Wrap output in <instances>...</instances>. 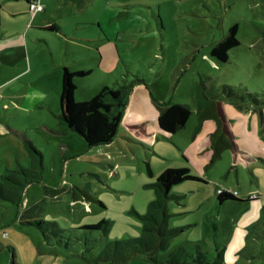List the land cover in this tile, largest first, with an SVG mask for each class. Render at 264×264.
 Segmentation results:
<instances>
[{
  "label": "rangeland",
  "instance_id": "rangeland-1",
  "mask_svg": "<svg viewBox=\"0 0 264 264\" xmlns=\"http://www.w3.org/2000/svg\"><path fill=\"white\" fill-rule=\"evenodd\" d=\"M42 5L45 19L70 25L71 36L100 34L92 21L101 20L104 38L87 44L94 56L67 64L69 72L79 67L86 73L90 63L94 67L88 76L73 80L75 103L90 100L87 88L99 78L110 88L131 89L117 136L92 148L78 135L57 134L58 120L48 111H42L41 124L22 125L16 114L0 107V175L18 162L30 168L26 141L42 154L38 178L25 185L21 205L0 200V264H179V253L180 264H199L191 256L201 252L210 260L220 250L224 264H264V0H44ZM78 20L86 25L77 29ZM233 25L239 44L227 53L226 62L218 61L211 50ZM75 38L59 33L58 53L66 51L64 40L72 44ZM53 51L56 55L58 48ZM97 60L101 68L95 66ZM62 63L55 67L51 62L48 78L55 70L62 73ZM202 94L221 103L237 145V150H223L211 165L202 151L215 122L199 123ZM162 103L189 108L184 128L173 134L159 131ZM166 168H188L203 181L172 188L180 201L168 202L162 229L167 233L151 252L155 261L146 259L148 252L119 262L115 255L103 254L110 250L109 242L141 236L138 215L155 197L146 185ZM219 189L237 191L244 200L255 197L260 206L246 209L227 202L219 208ZM24 209L29 220L47 225H25ZM102 220L106 231L84 228ZM179 228L182 232L169 233ZM237 229L242 242L233 246Z\"/></svg>",
  "mask_w": 264,
  "mask_h": 264
},
{
  "label": "trees",
  "instance_id": "trees-1",
  "mask_svg": "<svg viewBox=\"0 0 264 264\" xmlns=\"http://www.w3.org/2000/svg\"><path fill=\"white\" fill-rule=\"evenodd\" d=\"M237 26L233 25L228 33L219 40L211 50V56L218 61L226 62L227 53L239 44L236 38ZM87 72H69L63 69L61 79V90L58 94L59 112L57 114L60 133L64 135H78L83 139L88 148L95 146L107 145L117 136L118 127L122 118L125 97L131 85H118L119 89H113L103 86L101 90L92 96L89 101L75 103L73 93L76 86L73 82L75 78L84 77ZM223 92L231 96L232 92L223 88ZM215 98H207L200 95L198 105L199 123L206 119L215 122V129L209 133L204 142L202 154L207 159V165H211L216 159L220 158L221 153L225 149L237 150L235 137L230 131L221 103L214 100ZM191 112L188 107L177 103H162L158 105L157 126L161 133L173 134L184 128ZM139 127L140 125H132ZM29 157V166L26 168L20 164L14 169L7 170L6 174L0 175V200L9 201L21 205V195L25 185L32 183L38 178L36 170L42 167V154L30 141L25 142ZM147 174L152 177V172L146 164ZM188 181H202L199 177L193 175L188 168H166L158 174L153 183L146 185L154 192V199L149 202L147 211L138 215L143 221L142 234L138 238H132L128 241L114 240L107 243L109 251H103L106 256L115 257V261H124L135 255L144 252L147 254L146 259L155 261V257L151 255L153 250L162 245L161 237L165 236L163 226L166 224L167 205L170 200L180 201V197L172 195L170 192L176 185H180ZM220 190V189H219ZM255 197L249 200H254ZM229 200H237L236 196L229 194L217 195V201L223 203ZM27 210V209H26ZM24 209L23 217L29 216L28 211ZM26 217L24 224L28 226L44 228L47 225L42 220H29ZM107 221L102 220L93 225L84 226L88 230H105ZM182 232L181 228L170 230L169 233L175 231ZM150 253V254H149ZM190 257V256H189ZM181 253H179V264L182 261ZM190 260L199 264H224L222 252L208 259L204 254L198 252V256ZM235 264V263H232Z\"/></svg>",
  "mask_w": 264,
  "mask_h": 264
},
{
  "label": "crops",
  "instance_id": "crops-1",
  "mask_svg": "<svg viewBox=\"0 0 264 264\" xmlns=\"http://www.w3.org/2000/svg\"><path fill=\"white\" fill-rule=\"evenodd\" d=\"M17 1L19 0H0V107L4 111L8 110L10 115L16 114L17 122L22 125L41 124L40 117L43 116L42 111H48L55 120H58V94L61 90L63 69L66 68L68 70V62L94 56L91 54L92 49L87 44L98 41L101 37L104 38L102 36L103 28L101 20L96 19L92 21L97 24L96 29H100V34L95 32L89 38L79 37L80 35H76V33H73L71 36L69 35L72 28L70 25H67L65 28L59 23L45 19L44 12L46 11V6L42 5L44 0H25L21 6L16 5ZM33 1H38L43 6V10L31 14L28 3ZM77 22L75 24L77 29L86 25V23L79 22V20ZM59 33L64 35L66 39L76 37L74 40H71L72 44L67 43L68 40H64L68 49L66 48L65 53L62 54L58 53L60 52L59 41L56 40ZM42 42L45 44L44 49L40 47ZM69 45L72 46V52L69 51ZM53 47L58 48L56 55L54 54L55 49L53 51ZM61 60L63 61L61 65L62 73L55 70L53 77L48 78L52 70L51 62L57 67ZM94 63L96 67L101 65V62L98 60ZM85 66L87 68L86 76H88L92 73L94 67L92 63ZM98 68H101V66ZM79 70L81 68L77 67L72 69V72H78ZM103 86H105L103 78H99L97 84L88 86L87 89L90 96L92 97L97 94ZM7 121L9 122V119ZM56 125L59 126L58 122ZM2 127L3 125L0 123V134L3 129ZM9 128L11 127L9 126ZM10 131L12 132L11 129ZM57 134L63 137H73V134H61L60 130ZM18 164L20 163L18 162ZM236 198L238 201L229 200L223 203L217 201L218 207H223L227 202L245 205L246 209L255 204L260 206L256 202L257 199L244 200L239 197V194H237ZM257 205L254 206L255 209L258 208ZM261 209L264 210V206ZM217 214H220V212L218 211ZM250 220H253V217L250 216ZM248 225L247 221L244 222V226ZM237 231L238 229L232 234L231 244L233 246L242 242V236L238 235ZM221 252L222 259L224 260L225 253L223 250Z\"/></svg>",
  "mask_w": 264,
  "mask_h": 264
},
{
  "label": "built area",
  "instance_id": "built-area-1",
  "mask_svg": "<svg viewBox=\"0 0 264 264\" xmlns=\"http://www.w3.org/2000/svg\"><path fill=\"white\" fill-rule=\"evenodd\" d=\"M28 8L31 14H34L35 12H40L43 10V6L38 3V1H33L28 3ZM218 193L221 194H229L231 196H237V191L233 190H218ZM254 198V197H252Z\"/></svg>",
  "mask_w": 264,
  "mask_h": 264
}]
</instances>
